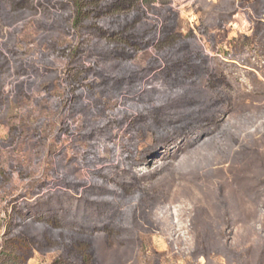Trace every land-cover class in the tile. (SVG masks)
I'll use <instances>...</instances> for the list:
<instances>
[{
	"label": "rangeland",
	"instance_id": "1",
	"mask_svg": "<svg viewBox=\"0 0 264 264\" xmlns=\"http://www.w3.org/2000/svg\"><path fill=\"white\" fill-rule=\"evenodd\" d=\"M168 2L177 10V33L184 36L200 23L206 27V35L197 33V44L222 78L219 88L227 102L213 126L178 140L168 155L154 156L136 169L144 177V212L129 228L92 233L93 257L87 264H264V24L251 18L261 0ZM50 12L33 2L21 15L12 14L10 0H0V29H8L10 18L16 20L11 28L18 30L19 48L25 46L36 57L39 49H46L44 37L61 45L71 41L59 30L39 28ZM152 55L149 48L131 63L141 67ZM62 64L55 61L56 67ZM56 74L58 70L2 77L3 95L9 100L0 99V167L11 169L13 178L0 186V237L7 199L23 193L30 197L36 182L52 181L59 172L78 180L87 177L74 147L82 148L84 142H72L65 134L58 137V126L69 124L78 132L117 104L112 94L96 96L101 113L71 116L55 109L62 94L59 85L50 98L36 89L26 97L12 95L14 81H45ZM190 95L208 108L205 81L195 84ZM139 141L143 148L152 136L145 134ZM99 152L105 155L107 150ZM59 253L36 252L26 264H51Z\"/></svg>",
	"mask_w": 264,
	"mask_h": 264
},
{
	"label": "trees",
	"instance_id": "2",
	"mask_svg": "<svg viewBox=\"0 0 264 264\" xmlns=\"http://www.w3.org/2000/svg\"><path fill=\"white\" fill-rule=\"evenodd\" d=\"M33 2L51 10L39 28L59 30L71 42L61 45L44 37L46 49L34 57L25 46L19 48L18 30L11 28L16 20L10 18L8 29H0V99L9 100L3 95L2 77L58 70L45 81H14L12 95L26 97L36 89L50 98L59 85L62 94L55 109L71 116L101 113L96 96L112 94L118 101L78 132L69 124L58 126V137L65 134L72 142H84V147H74L87 177L78 180L59 172L52 181L36 182L30 197L23 193L7 199L0 264H26L36 252L58 251L51 264H87L93 257L92 233L129 228L144 212V177L136 169L154 156L168 155L178 140L213 126L227 98L219 88L222 78L197 44V33L206 35V27L199 24L184 36L175 32L177 10L168 0H10V12L21 15ZM251 18L264 24V0ZM150 47L155 55L143 67L133 66L135 55ZM56 60L62 61L61 67ZM202 81L210 95L208 108L190 95ZM145 134H151L152 143L140 148L139 137ZM100 148L107 150L105 155ZM12 178L11 169L0 167V186Z\"/></svg>",
	"mask_w": 264,
	"mask_h": 264
},
{
	"label": "flooded vegetation",
	"instance_id": "3",
	"mask_svg": "<svg viewBox=\"0 0 264 264\" xmlns=\"http://www.w3.org/2000/svg\"><path fill=\"white\" fill-rule=\"evenodd\" d=\"M156 4L158 5V3H155L154 6H155ZM36 7H37V6H36ZM155 7H159V5H158V6H155ZM37 8H39V7H37ZM52 10H53V9H52ZM200 24H201V23H200ZM175 27H176V19H175ZM190 29H194V28H190ZM190 29H189V30H190ZM175 32H176V31H175ZM179 34H180V33H179ZM206 34H207V33H206ZM70 42H71V41H70ZM150 48H153V47H150ZM147 49H149V48H147ZM147 49H145V50H147ZM153 49H154V48H153ZM145 50H143V51H145ZM141 52H142V51H141ZM139 53H140V52H139ZM137 54H138V53H137ZM137 54H136V55H137ZM136 55H135V56H136ZM154 55H155V49H154ZM154 55H152V56H154ZM152 56H151V57H152ZM149 58H150V57H149ZM149 58H148V59H149ZM133 59H134V58H133ZM148 59H147V60H148ZM147 60H146V61H147ZM146 61H145V63H146ZM145 63H144V64H145ZM131 64H132V63H131ZM133 66H134V65H133ZM143 66H144V65H143ZM143 66H141V67H143ZM135 67H136V66H135ZM141 67H138V68H141Z\"/></svg>",
	"mask_w": 264,
	"mask_h": 264
}]
</instances>
